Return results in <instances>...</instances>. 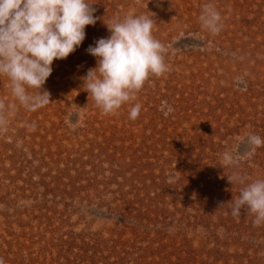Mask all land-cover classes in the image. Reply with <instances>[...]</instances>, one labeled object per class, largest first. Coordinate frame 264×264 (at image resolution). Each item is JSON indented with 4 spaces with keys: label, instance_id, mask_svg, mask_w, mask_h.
I'll use <instances>...</instances> for the list:
<instances>
[{
    "label": "rangeland",
    "instance_id": "374dc122",
    "mask_svg": "<svg viewBox=\"0 0 264 264\" xmlns=\"http://www.w3.org/2000/svg\"><path fill=\"white\" fill-rule=\"evenodd\" d=\"M94 25L43 85L50 103L0 128V258L5 264H264V224L231 203L264 178V146L239 167L247 133L264 138V0H89ZM213 3L224 25L199 22ZM149 15L169 71L105 115L81 77L105 23ZM0 77V99L11 101ZM29 91H32L31 89ZM139 103L136 119L130 108ZM224 204V205H222ZM222 205V206H221Z\"/></svg>",
    "mask_w": 264,
    "mask_h": 264
},
{
    "label": "clouds",
    "instance_id": "9594fccd",
    "mask_svg": "<svg viewBox=\"0 0 264 264\" xmlns=\"http://www.w3.org/2000/svg\"><path fill=\"white\" fill-rule=\"evenodd\" d=\"M93 5L89 0H0V77L7 79L13 97L11 101L0 99V128L7 126L18 106L36 111L50 103V93L43 85L52 73V63L67 58L81 45L85 27L97 21ZM198 19L213 36L224 27L221 13L211 2L202 5ZM105 26L109 35L86 49L96 65L81 80L97 108L108 115L134 100L150 76L159 77L169 67L165 46L153 35L151 16L117 15ZM140 110L141 105L134 104L129 118L136 119ZM241 143L247 150L224 152L223 166L238 168L241 160L264 146V138L247 133ZM227 180L242 185L232 200L231 215L238 218L243 209L254 217V226L264 224V178L249 181L234 171ZM0 264H5L3 258Z\"/></svg>",
    "mask_w": 264,
    "mask_h": 264
}]
</instances>
